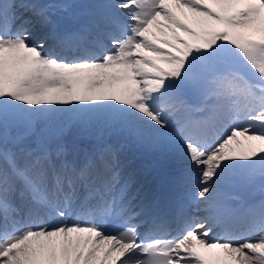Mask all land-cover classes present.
I'll use <instances>...</instances> for the list:
<instances>
[{
	"label": "snow or ice",
	"instance_id": "6c2138e0",
	"mask_svg": "<svg viewBox=\"0 0 264 264\" xmlns=\"http://www.w3.org/2000/svg\"><path fill=\"white\" fill-rule=\"evenodd\" d=\"M0 264H264V0H0Z\"/></svg>",
	"mask_w": 264,
	"mask_h": 264
},
{
	"label": "rangeland",
	"instance_id": "374dc122",
	"mask_svg": "<svg viewBox=\"0 0 264 264\" xmlns=\"http://www.w3.org/2000/svg\"><path fill=\"white\" fill-rule=\"evenodd\" d=\"M134 154H135V156H137L139 159L142 158V157H140V154H139V153H136V152L134 153V152H133V155H134Z\"/></svg>",
	"mask_w": 264,
	"mask_h": 264
},
{
	"label": "bare ground",
	"instance_id": "6f19581e",
	"mask_svg": "<svg viewBox=\"0 0 264 264\" xmlns=\"http://www.w3.org/2000/svg\"><path fill=\"white\" fill-rule=\"evenodd\" d=\"M44 2H47V0H44ZM135 153V152H134ZM129 155H133V152H130V153H128ZM135 155V154H134ZM138 160H139V158L137 157V156H135Z\"/></svg>",
	"mask_w": 264,
	"mask_h": 264
}]
</instances>
